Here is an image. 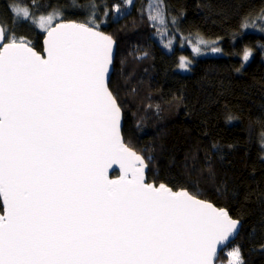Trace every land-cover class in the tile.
I'll list each match as a JSON object with an SVG mask.
<instances>
[{"label": "snow or ice", "instance_id": "snow-or-ice-1", "mask_svg": "<svg viewBox=\"0 0 264 264\" xmlns=\"http://www.w3.org/2000/svg\"><path fill=\"white\" fill-rule=\"evenodd\" d=\"M52 20L39 18L45 56L0 25V264H215L239 220L146 181L108 86L114 41ZM114 164L116 180L107 175ZM229 256L242 264L238 249Z\"/></svg>", "mask_w": 264, "mask_h": 264}, {"label": "trees", "instance_id": "trees-1", "mask_svg": "<svg viewBox=\"0 0 264 264\" xmlns=\"http://www.w3.org/2000/svg\"><path fill=\"white\" fill-rule=\"evenodd\" d=\"M19 9L29 20L14 16ZM49 15L117 42L109 89L147 181L229 211L244 223L242 264H264V0H0V24L38 52L46 33L37 21ZM197 37L218 40V51L195 54Z\"/></svg>", "mask_w": 264, "mask_h": 264}, {"label": "water", "instance_id": "water-1", "mask_svg": "<svg viewBox=\"0 0 264 264\" xmlns=\"http://www.w3.org/2000/svg\"><path fill=\"white\" fill-rule=\"evenodd\" d=\"M1 25V24H0ZM53 26H55V24L53 25ZM98 30V29H97ZM98 31H100V30H98ZM100 32H102V31H100ZM104 33V32H103ZM105 35H107V36H110L109 34H107V33H104ZM111 38H112V40L114 41V44H113V48H112V64H111V66H110V70H109V73H108V86H109V83H110V80H111V77H112V75H113V72H114V63H115V59H116V53H117V42L114 40V38L112 37V36H110ZM45 40H46V34H45V37H44V40H43V50H42V52H38L36 49H34L32 46V48H33V50L34 51H36L38 54H40L41 56H45L46 55V52H45V47H46V45H45ZM122 111V110H121ZM123 125H124V115H123V112H122V119H121V122H120V131H121V135H122V131H123ZM122 137H123V135H122ZM123 140H124V138H123ZM124 142H125V140H124ZM126 144V143H125ZM127 145V144H126ZM128 146V145H127ZM129 147V146H128ZM130 148V147H129ZM132 149V148H131ZM133 150V149H132ZM133 151H135V150H133ZM136 152V151H135ZM137 153V152H136ZM138 154V153H137ZM139 155V154H138ZM141 156V155H140ZM147 171H148V167L145 169V171H144V175H145V179H146V181H147ZM118 173V175L117 176H113V174L114 173ZM107 175H108V178L109 179H113V180H116V179H119L120 178V176L122 175V170L120 169V167H119V165L118 164H114V165H112L109 169H108V172H107ZM148 182V181H147ZM183 190H185V189H183ZM174 191V190H173ZM180 191V190H179ZM187 191V190H186ZM189 192V191H188ZM190 193V192H189ZM191 194V193H190ZM191 195H193V194H191ZM195 196V195H194ZM197 197V196H196ZM197 198H199V197H197ZM200 199V198H199ZM0 200L2 201V197H0ZM201 200H203V199H201ZM204 201H206V200H204ZM206 202H209V201H206ZM209 203H211V202H209ZM212 205H214L215 207H217V208H220V207H218V206H216L215 204H213V203H211ZM229 213V212H228ZM0 214H3V212L2 213H0ZM229 215H230V213H229ZM231 216V215H230ZM232 217V216H231ZM233 218V217H232ZM233 219H235V218H233ZM236 220H239V219H236ZM243 226H244V223H243V221H241V220H239V225H238V227H237V229H236V232L233 234V236L230 238V240H229V242L227 243V245L225 246V245H218L217 246V256H216V261H215V264H217V262L219 261V259H220V256H221V253L226 249V248H228L232 243H234V242H236L237 241V239L239 238V236H240V234H241V232H242V229H243Z\"/></svg>", "mask_w": 264, "mask_h": 264}, {"label": "rangeland", "instance_id": "rangeland-1", "mask_svg": "<svg viewBox=\"0 0 264 264\" xmlns=\"http://www.w3.org/2000/svg\"><path fill=\"white\" fill-rule=\"evenodd\" d=\"M49 16H51L53 18L52 24L54 25L56 23V20H57L56 16L55 15H49ZM46 17H48V16H46ZM39 23H40V21L38 19V21H37L38 27H39ZM180 38H182V37L180 36ZM179 42H182V40H179ZM217 43H218V40L206 42L204 39L197 37L195 39V41L191 43V48L195 54H198L199 56H203V55L213 54L215 52V51H213V49H217ZM196 49H199V51H197ZM250 53H251V51H250ZM251 57H252V53H251V55L247 61H249L251 59ZM247 61H245V62H247ZM189 63L190 62L187 58H182L180 60L178 70L181 72H187L189 69ZM233 249L239 250L240 259L243 263L241 249H240L239 243L236 241L235 243L231 244L227 249H225L222 252L220 259L223 260L224 264H227V263L231 264V258L229 256V252ZM223 263H222V261L217 262V264H223Z\"/></svg>", "mask_w": 264, "mask_h": 264}]
</instances>
